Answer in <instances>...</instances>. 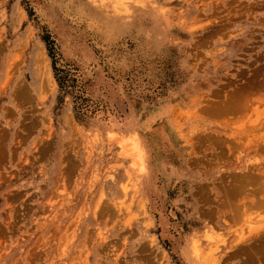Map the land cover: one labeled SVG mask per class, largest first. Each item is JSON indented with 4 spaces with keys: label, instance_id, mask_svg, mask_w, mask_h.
Wrapping results in <instances>:
<instances>
[{
    "label": "rangeland",
    "instance_id": "1",
    "mask_svg": "<svg viewBox=\"0 0 264 264\" xmlns=\"http://www.w3.org/2000/svg\"><path fill=\"white\" fill-rule=\"evenodd\" d=\"M257 225L264 0H0V264H264Z\"/></svg>",
    "mask_w": 264,
    "mask_h": 264
},
{
    "label": "bare ground",
    "instance_id": "2",
    "mask_svg": "<svg viewBox=\"0 0 264 264\" xmlns=\"http://www.w3.org/2000/svg\"><path fill=\"white\" fill-rule=\"evenodd\" d=\"M137 145L138 144L136 143L135 140L130 142V144H129V146H130L129 157L130 158H133L132 167H133V165L136 166L137 170L139 171L142 168V166H141V160L139 159L140 158V150L138 149ZM251 226L253 227V225H250V229H251ZM253 230L256 231V233L257 232L259 233L261 230H264V228L263 227H259L257 225ZM240 239H241V237L238 238V240H240ZM195 243H196V241L192 242L191 252L193 253L194 256H197L198 253H199L198 252L199 251V248H198V246ZM203 261H205V258L204 257H203L202 262ZM211 261L212 260L208 261V263L206 262L205 264H211Z\"/></svg>",
    "mask_w": 264,
    "mask_h": 264
}]
</instances>
